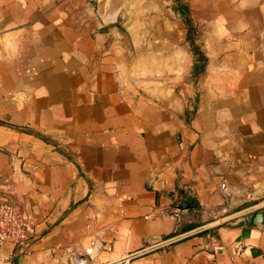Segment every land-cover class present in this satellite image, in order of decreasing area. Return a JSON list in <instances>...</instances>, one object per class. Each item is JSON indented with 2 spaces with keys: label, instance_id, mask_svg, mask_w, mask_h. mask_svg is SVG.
Segmentation results:
<instances>
[{
  "label": "crops",
  "instance_id": "crops-1",
  "mask_svg": "<svg viewBox=\"0 0 264 264\" xmlns=\"http://www.w3.org/2000/svg\"><path fill=\"white\" fill-rule=\"evenodd\" d=\"M7 192L36 232L0 264H108L263 202L264 0H0ZM118 264H264V226Z\"/></svg>",
  "mask_w": 264,
  "mask_h": 264
},
{
  "label": "built area",
  "instance_id": "built-area-1",
  "mask_svg": "<svg viewBox=\"0 0 264 264\" xmlns=\"http://www.w3.org/2000/svg\"><path fill=\"white\" fill-rule=\"evenodd\" d=\"M36 232L33 211L7 192L0 197V242H11L29 249Z\"/></svg>",
  "mask_w": 264,
  "mask_h": 264
},
{
  "label": "water",
  "instance_id": "water-1",
  "mask_svg": "<svg viewBox=\"0 0 264 264\" xmlns=\"http://www.w3.org/2000/svg\"><path fill=\"white\" fill-rule=\"evenodd\" d=\"M112 30L113 31H120V26L118 25H113L112 27ZM194 208V205L190 204V203H181L177 206V209L181 212H187V211H190ZM264 209V201L261 202V203H258L254 206H251L249 208H246V209H243L239 212H236V213H233L231 215H228V216H225L223 217L222 219H218V220H215L213 222H210L208 224H205L201 227H198L194 230H191V231H188L186 233H183L181 235H178L176 237H173V238H170V239H167L165 241H162L156 245H153L147 249H145L144 251H141L142 253L144 252H147L149 250H152V249H156V248H159L161 246H164V245H167V244H170L174 241H177L179 239H182V238H185V237H188V236H191L193 234H196V233H199L201 231H204L206 229H209L221 222H226V221H231V220H236V222H240V221H244V220H248L250 222H254L255 224H257L258 226L260 227H263L264 226V211H262ZM93 252V249H89L87 250L86 253L82 254V255H79L77 260L79 259H86L87 256L89 254H91ZM140 252V253H141ZM140 253H136V254H132V255H129L127 257H124L118 261H113L111 263H108V264H118L120 262H123V261H126V260H129L137 255H139Z\"/></svg>",
  "mask_w": 264,
  "mask_h": 264
},
{
  "label": "trees",
  "instance_id": "trees-1",
  "mask_svg": "<svg viewBox=\"0 0 264 264\" xmlns=\"http://www.w3.org/2000/svg\"><path fill=\"white\" fill-rule=\"evenodd\" d=\"M183 3V2H182ZM180 9L181 11L183 12V14L185 15V17L187 16V13H186V3L184 2L183 4L180 5ZM189 29L190 30H193L191 24L189 23ZM195 54L197 55V60L199 59L200 62H202V65L199 64L197 62V64L195 65V68H194V74L195 75H199L203 72L204 68H205V64H206V58L201 54L200 50H199V46L198 45H195Z\"/></svg>",
  "mask_w": 264,
  "mask_h": 264
},
{
  "label": "rangeland",
  "instance_id": "rangeland-1",
  "mask_svg": "<svg viewBox=\"0 0 264 264\" xmlns=\"http://www.w3.org/2000/svg\"><path fill=\"white\" fill-rule=\"evenodd\" d=\"M126 10H127V12L130 14V12L129 11H132V10H134V7H132V6H128L127 8H126ZM149 11V10H148ZM148 11H146L145 13H147V14H149V12ZM154 88H155V86H153Z\"/></svg>",
  "mask_w": 264,
  "mask_h": 264
}]
</instances>
